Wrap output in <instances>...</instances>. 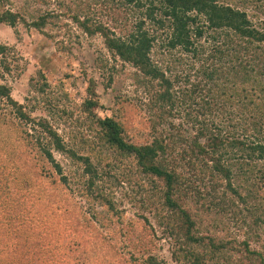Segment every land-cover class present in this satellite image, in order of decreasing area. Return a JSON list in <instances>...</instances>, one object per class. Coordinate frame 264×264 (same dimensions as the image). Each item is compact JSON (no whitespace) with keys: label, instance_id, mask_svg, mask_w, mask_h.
<instances>
[{"label":"trees","instance_id":"trees-1","mask_svg":"<svg viewBox=\"0 0 264 264\" xmlns=\"http://www.w3.org/2000/svg\"><path fill=\"white\" fill-rule=\"evenodd\" d=\"M7 1L0 24L53 38L69 18L99 36L112 59L133 68L143 97L138 116L136 103L120 101L122 116L102 117L89 80L81 108L92 135L65 140L0 82V264H164L150 219H123L106 190V180L129 182L132 171L152 185L147 204L172 240L171 259L264 264V0H107L124 9L113 27L82 0ZM11 51L0 42L1 77ZM128 118L141 140L128 133ZM55 153L80 173H65ZM116 166L124 176L111 175ZM204 190H221L213 231L202 226L213 208ZM227 213L235 222L243 216L244 238L217 232L227 229L218 225Z\"/></svg>","mask_w":264,"mask_h":264},{"label":"rangeland","instance_id":"rangeland-1","mask_svg":"<svg viewBox=\"0 0 264 264\" xmlns=\"http://www.w3.org/2000/svg\"><path fill=\"white\" fill-rule=\"evenodd\" d=\"M24 1L8 0L6 4L9 8H18L21 4L24 5ZM85 3L89 4L91 14L94 13L101 17L106 24H114L113 19L117 14L119 15L121 10L124 11L121 6L118 9L119 6L116 3L112 4L107 0H98L95 3L92 0H82V4ZM125 12L129 14L130 18L133 16L129 10L126 9ZM63 19L68 22V25L54 26L50 30L53 38L47 37L35 28H27L21 23L16 27L0 24V42L12 47L10 72L4 73V77L0 76V82L7 83L11 88L12 96L31 110L32 114L47 116L65 140L70 138L77 140L81 134H88L89 137L92 135L88 126L89 122L81 108L82 101L86 97V88L91 79L94 81L98 96L99 106L96 113L99 116L113 114L122 116L120 114L123 111L117 109L120 107V101L128 108L136 103L137 107L133 105L136 108L134 114L140 115L142 111L140 112L138 109V98L141 99L143 93L142 89L136 87L132 81L133 68L118 58L112 59L99 36L89 37L71 23L69 18ZM116 26L118 27L114 28L115 32L120 33L122 23H118ZM131 123L132 121L129 120L130 131L128 133L137 140H141V133H135L136 131L133 130L136 127ZM55 156L65 173H74L75 171L80 173L78 164L72 163L56 153ZM130 165L124 166L125 171L131 168ZM122 168L123 166L114 167L111 175L122 176ZM133 172H131L132 177L129 182L121 181L120 184L110 186V179L106 180V190L113 194V200L123 219L135 218L138 214L145 215L150 219L156 237L154 251L164 260V264H181L171 259L172 240L166 235H162L161 229L152 216L150 208L152 206L147 204V199L152 196V185L148 180L142 179L139 173ZM79 176L76 177V180H80ZM204 192L208 194L202 199L204 204L210 203L213 208L207 214H203L202 226H207L210 231H213L212 228L215 224L211 219L216 207L222 206L221 200L219 201L221 190H204ZM79 199L81 197L77 196V201ZM228 214L218 222L220 227L227 229L221 228L217 232L228 233L230 237L233 236L238 240L244 238L243 231L247 230V222L245 221L243 224L242 215L238 216L237 222H235V219L227 217ZM258 234L261 236L260 243H264V225L258 228Z\"/></svg>","mask_w":264,"mask_h":264}]
</instances>
